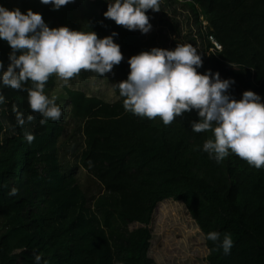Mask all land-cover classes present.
I'll return each mask as SVG.
<instances>
[{
	"label": "trees",
	"instance_id": "obj_1",
	"mask_svg": "<svg viewBox=\"0 0 264 264\" xmlns=\"http://www.w3.org/2000/svg\"><path fill=\"white\" fill-rule=\"evenodd\" d=\"M0 5L40 13L50 28L92 30L99 38L117 32L114 42L124 57L104 76L82 70L71 79L108 82L114 102L68 86L57 89L51 75L45 93L56 97L63 114L44 125L30 109L26 91L0 85L5 97L0 104V264H35L34 252L42 254L41 264H157L150 257V225L157 206L167 200L187 209L204 237L207 264H264V168L235 154L220 164L209 159L202 145L212 132L192 131L190 121L199 120L196 110L165 125L159 117L126 111L113 87L127 79L133 55L153 47L175 49L178 43L169 45L170 39L183 29L177 17L188 11L192 16L186 20L193 22L188 26L196 28L190 42L203 61L198 72L211 69L234 80L228 94L236 100L251 90L264 102V0H162L160 11L147 12L153 26L147 34L106 19L107 0H75L58 11L40 0H0ZM208 36L222 45L221 52H210ZM11 51L0 40L5 70ZM31 86V81L24 85ZM13 106L23 113V126ZM25 131L34 135L31 143ZM80 168L87 172L84 183L77 176ZM13 188L17 194L10 196ZM212 231L221 238L232 235L230 254L206 239Z\"/></svg>",
	"mask_w": 264,
	"mask_h": 264
},
{
	"label": "clouds",
	"instance_id": "obj_2",
	"mask_svg": "<svg viewBox=\"0 0 264 264\" xmlns=\"http://www.w3.org/2000/svg\"><path fill=\"white\" fill-rule=\"evenodd\" d=\"M51 4L53 10L74 3L75 0H40ZM160 11V0H107L104 17L129 31L147 34L152 29L147 12ZM119 34L99 38L95 31L72 30L67 26L50 28L42 14L28 9L22 13L0 5V40L6 41L12 51L6 70L0 61V85L28 93V103L34 113L42 117L41 125L49 120L59 121L62 109L55 96L45 93V85L53 74L64 84L82 70L104 76L124 59L121 47L114 42ZM130 72L126 80L113 84L123 98L126 111L140 117H159L165 125L171 124L186 112L197 111L199 120L190 121L195 133L212 132L202 151L220 164L230 154L245 160L256 169L264 168V102L257 93L248 90L236 100L228 94L235 84L232 79H221L220 73L203 66L202 56L192 44H177L168 50L153 47L133 55L127 61ZM31 81L32 86L24 85ZM5 97L0 93V104ZM17 123L25 124L23 113L16 106ZM33 115L27 116L31 122ZM24 138L31 143L35 137L25 131ZM13 188L10 196L17 194ZM206 239L230 254L234 245L232 235L208 232ZM35 264H41L42 254L34 252ZM44 264H48L44 261Z\"/></svg>",
	"mask_w": 264,
	"mask_h": 264
},
{
	"label": "rangeland",
	"instance_id": "obj_3",
	"mask_svg": "<svg viewBox=\"0 0 264 264\" xmlns=\"http://www.w3.org/2000/svg\"><path fill=\"white\" fill-rule=\"evenodd\" d=\"M160 15L161 12L158 17ZM172 16L171 12L167 14L168 19H171ZM186 16L192 15L186 11L177 17V21L182 22L183 29L181 28L179 36L178 34L172 36L169 45L174 41L178 44H192L189 34L192 31V35L195 37L196 28H189L188 25L193 26V22H188ZM196 41L197 46H200L197 37ZM63 86L81 89L89 95L101 97L108 102L116 100L111 85L104 80L75 79L64 85L56 77V88L61 89ZM77 176L80 183H84L87 172L80 168L77 171ZM150 229L152 231L150 257L157 264H207L208 249L205 246L204 237L182 203L172 200L160 203L154 212Z\"/></svg>",
	"mask_w": 264,
	"mask_h": 264
},
{
	"label": "built area",
	"instance_id": "obj_4",
	"mask_svg": "<svg viewBox=\"0 0 264 264\" xmlns=\"http://www.w3.org/2000/svg\"><path fill=\"white\" fill-rule=\"evenodd\" d=\"M191 1L192 0H176V2L179 4H185ZM201 21H202V30L206 32L208 28V23L204 21L203 18L201 19ZM208 40L212 44V48L210 49L211 53H219L222 51V45L219 42H217L213 36H208Z\"/></svg>",
	"mask_w": 264,
	"mask_h": 264
}]
</instances>
